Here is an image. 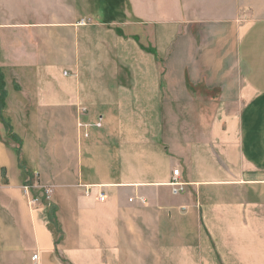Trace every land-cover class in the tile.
Here are the masks:
<instances>
[{"label": "crops", "instance_id": "obj_1", "mask_svg": "<svg viewBox=\"0 0 264 264\" xmlns=\"http://www.w3.org/2000/svg\"><path fill=\"white\" fill-rule=\"evenodd\" d=\"M75 1L0 12V264H264V0Z\"/></svg>", "mask_w": 264, "mask_h": 264}, {"label": "rangeland", "instance_id": "obj_2", "mask_svg": "<svg viewBox=\"0 0 264 264\" xmlns=\"http://www.w3.org/2000/svg\"><path fill=\"white\" fill-rule=\"evenodd\" d=\"M76 6H78L82 11H88L90 0H76ZM93 2V0H91ZM73 4L74 0H16L13 2H7L2 1L0 4V12L1 16H5V12L3 9L8 12L11 9L10 14H15L16 18L20 19H28L32 18L34 16L35 12L44 11V14L51 15L52 13L56 12L58 9L62 8V6H68L69 4ZM12 4V5H11ZM63 4V5H62ZM93 9V7H91ZM253 17H245L241 20V29L242 31L246 29V27L250 24V22L253 20ZM84 21V19H82ZM87 21V20H85ZM89 23V21H88ZM84 26V25H82ZM67 71H70L68 68H66ZM61 72L63 70H60ZM30 182V181H29ZM38 207V206H36ZM36 207H30V208H36Z\"/></svg>", "mask_w": 264, "mask_h": 264}, {"label": "built area", "instance_id": "obj_3", "mask_svg": "<svg viewBox=\"0 0 264 264\" xmlns=\"http://www.w3.org/2000/svg\"><path fill=\"white\" fill-rule=\"evenodd\" d=\"M81 25H87V22L81 21ZM87 109L85 107L80 108V114L84 115L86 114ZM102 125V118L95 124V126L100 127ZM88 124H84L82 122L79 123V127L81 128H86L88 127ZM85 136H88L87 133L84 134ZM180 170H174L173 172V180L171 182V187H172V192L173 194H180L185 191V184L180 182ZM23 193L26 196L28 205L30 207H36V206H41L43 203H50L52 200L54 190L51 186H43L40 183H31L27 182L23 186ZM90 189H86V193H89ZM106 199V196L101 194L100 195V200L104 201ZM142 202H144L143 199H141ZM33 262L37 264L38 261V255H34L32 258Z\"/></svg>", "mask_w": 264, "mask_h": 264}, {"label": "trees", "instance_id": "obj_4", "mask_svg": "<svg viewBox=\"0 0 264 264\" xmlns=\"http://www.w3.org/2000/svg\"><path fill=\"white\" fill-rule=\"evenodd\" d=\"M7 97L6 84L4 80L3 72L0 68V107L3 108Z\"/></svg>", "mask_w": 264, "mask_h": 264}]
</instances>
